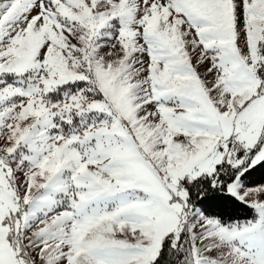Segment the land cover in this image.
I'll return each instance as SVG.
<instances>
[{
    "label": "snow or ice",
    "instance_id": "obj_1",
    "mask_svg": "<svg viewBox=\"0 0 264 264\" xmlns=\"http://www.w3.org/2000/svg\"><path fill=\"white\" fill-rule=\"evenodd\" d=\"M0 264H264V0H0Z\"/></svg>",
    "mask_w": 264,
    "mask_h": 264
}]
</instances>
